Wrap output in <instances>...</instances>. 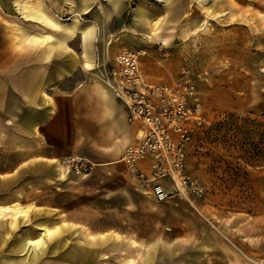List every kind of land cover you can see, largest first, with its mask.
I'll return each mask as SVG.
<instances>
[{"label":"crops","instance_id":"crops-1","mask_svg":"<svg viewBox=\"0 0 264 264\" xmlns=\"http://www.w3.org/2000/svg\"><path fill=\"white\" fill-rule=\"evenodd\" d=\"M109 1L112 7L100 15L82 0H0V154L12 156L9 164L0 161V179L15 185L27 179L23 189L45 197L34 204L37 219L32 204L1 202L0 208L18 205L28 214L0 216L12 219L4 241L0 221V264H36L42 256H58L66 264L264 261L260 218L243 224L235 217L227 229L228 218L219 216L215 224L201 215L199 201L156 202L130 187L120 159L134 143L137 126L128 123L127 109L100 73L113 66L119 52L131 50L145 53L140 65L147 82H167L173 75L161 62L153 65L155 51L147 44L166 43L157 34L159 25L153 29L160 18L152 17L160 10L135 4L131 23L116 29L124 10L122 2ZM82 16L89 21L79 22ZM68 157L94 165L86 179L61 172ZM140 167L146 170L147 163ZM102 207L107 214H100ZM25 218L27 228L21 229L17 222ZM65 225L74 227L73 235L67 236ZM41 227L49 234L39 251L22 249V241L37 239ZM67 239L74 240L73 248L64 246Z\"/></svg>","mask_w":264,"mask_h":264},{"label":"rangeland","instance_id":"rangeland-1","mask_svg":"<svg viewBox=\"0 0 264 264\" xmlns=\"http://www.w3.org/2000/svg\"><path fill=\"white\" fill-rule=\"evenodd\" d=\"M82 1L90 5L89 9L91 4L96 7L100 15L105 6L112 7L109 0ZM118 2H122L124 16L115 23L116 29H125L131 23L135 4L160 10L152 20L160 18L157 34L166 38V43L146 39L155 51L152 52L153 65L155 61L161 62L169 75H173V79L163 83L174 81L183 69L200 94L205 122L196 128L188 145L185 171L204 187V195L195 200L204 205L201 215L211 216L217 225L219 216H226L227 229L233 228L235 217L243 224L254 218L264 221V0ZM81 20L79 22L87 23L89 17L82 16ZM11 157L2 153L0 161L9 164ZM59 169L64 173L60 165ZM1 179L0 204H32V218L37 219L39 210L34 204L43 201V194L23 189L27 179L16 185L7 177ZM129 185L135 190L131 183ZM101 210L100 214H107V208ZM0 221L4 241L12 219ZM26 221L27 218L19 219L17 224L24 229L28 225ZM217 225L214 226L219 230ZM65 227L67 236L73 235L74 227ZM105 227L103 223L102 228ZM63 243L74 247L73 239ZM58 258L42 256L36 264L44 260H49L47 264H61ZM21 259L20 255H15L17 263ZM254 263L264 264V261Z\"/></svg>","mask_w":264,"mask_h":264},{"label":"built area","instance_id":"built-area-1","mask_svg":"<svg viewBox=\"0 0 264 264\" xmlns=\"http://www.w3.org/2000/svg\"><path fill=\"white\" fill-rule=\"evenodd\" d=\"M143 51H123L113 66L100 73L106 87L128 112V123L137 126L134 143L120 159L129 182L156 202L171 197L193 202L204 187L185 171L187 148L197 127L205 122L199 92L183 69L170 83L146 81L140 59ZM147 163V169L140 167ZM94 165L68 157L62 171L86 176Z\"/></svg>","mask_w":264,"mask_h":264},{"label":"bare ground","instance_id":"bare-ground-1","mask_svg":"<svg viewBox=\"0 0 264 264\" xmlns=\"http://www.w3.org/2000/svg\"><path fill=\"white\" fill-rule=\"evenodd\" d=\"M158 25H159V22H155L153 24V29H156L158 27ZM27 211H28V209H23V208L19 207L18 205H14L12 207H5V208L3 207V208H0V216L1 217H6L8 215H12L14 217H16L18 215L24 216V215H26ZM38 231H40V234L37 237V239L33 240L31 238H26L22 241V243H21L22 249L26 250L29 253H33V254H35L37 251H39L40 247L44 243L43 242L44 237H47L49 232L45 228H42L40 230L38 229Z\"/></svg>","mask_w":264,"mask_h":264}]
</instances>
